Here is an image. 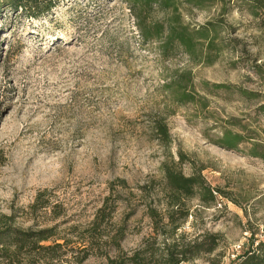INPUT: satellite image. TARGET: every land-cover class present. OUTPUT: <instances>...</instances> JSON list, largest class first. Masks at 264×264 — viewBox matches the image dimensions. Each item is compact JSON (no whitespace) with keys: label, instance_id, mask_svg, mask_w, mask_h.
I'll return each instance as SVG.
<instances>
[{"label":"rangeland","instance_id":"374dc122","mask_svg":"<svg viewBox=\"0 0 264 264\" xmlns=\"http://www.w3.org/2000/svg\"><path fill=\"white\" fill-rule=\"evenodd\" d=\"M228 3L212 63L183 51L163 57L158 41L143 40L128 0H59L40 17L0 7V214L15 213L24 229L54 227L60 241L70 242L61 258L37 264H79L81 233L109 196L119 201L115 223L127 225L125 251L151 235L163 243L145 203L159 198L165 162L186 174L201 171L221 190L212 202L186 199L190 214L179 233L190 240L220 232L222 240L212 253L181 264H238L253 238L264 240V159L249 154L255 142L264 148L258 110L264 76L256 67L264 69V21L239 0ZM219 6L183 20L204 24L221 16ZM163 15L156 10L153 17ZM174 81L195 101H175ZM244 88L257 96L246 98ZM162 121L168 144L155 131ZM226 129L246 136L239 149L215 143ZM43 190L51 206L31 212ZM101 250L115 253L108 245ZM81 264H107V258L91 255Z\"/></svg>","mask_w":264,"mask_h":264},{"label":"trees","instance_id":"16d2710c","mask_svg":"<svg viewBox=\"0 0 264 264\" xmlns=\"http://www.w3.org/2000/svg\"><path fill=\"white\" fill-rule=\"evenodd\" d=\"M59 0H0L2 10L9 9L25 16L40 17L49 14L55 8ZM131 10L136 14L141 36L144 41L156 40L159 42V51L163 57L174 56L183 51L193 61L198 62L203 58L212 63L216 56L212 51L218 49V40L223 29L224 17L229 10L231 0H128ZM247 6L249 13L264 21V0H239ZM240 3V4H241ZM220 5L221 16L206 21L196 27H192L183 20L186 14L196 9L210 10L213 5ZM218 7V6H217ZM162 12L163 18L155 19L154 11ZM258 67L264 76V69ZM185 83H192V72L184 74ZM176 84L173 99L179 104L193 102L194 94L183 88L181 82ZM214 87H223V84H214ZM169 83L166 84V87ZM243 96L249 99L257 94L246 88L240 89ZM259 111L264 113V104L260 105ZM160 140L168 144L171 139L170 131L165 122H159L155 126ZM246 136L233 129H226L222 136L215 141L216 144L226 149H239L245 142ZM249 154L264 159L263 144L253 143ZM185 155L181 152L179 160H184ZM204 169V167H202ZM121 187L128 188V182L124 178L120 180ZM159 185L155 201L145 203L147 214L154 225L157 235H163V243H159L157 236H147L141 246L133 252L125 251L122 247V239L126 235L127 225L115 223L114 217L119 204L118 199L112 202V196L106 198L103 205L97 210L90 226L81 233L80 248L85 252L77 263L81 264L91 255H104L107 264H181L189 259L201 257L205 253L215 251L221 240L220 232H204L188 240L184 233H179L184 221L190 214V208L186 205V199L200 196L205 202L216 199L215 192H221L220 188H212L206 181L201 171L192 174L183 173L177 164L165 162L162 166V176L157 180ZM113 187L115 182L112 183ZM147 193V186L139 187ZM48 190L40 191L36 200L30 206V211L46 210L51 206V199L45 198ZM161 196V198H160ZM121 198V197H118ZM159 201L163 203L160 208ZM163 201V202H162ZM58 207V205H57ZM56 216L62 212L54 208ZM178 215V216H177ZM16 214H0V264H37L40 260H54L61 258L63 249L70 243L65 239L63 243L56 237L54 227L27 228L16 226ZM252 239L248 250L239 256L238 264H264V240ZM103 245L114 248L115 253L101 250Z\"/></svg>","mask_w":264,"mask_h":264},{"label":"bare ground","instance_id":"6f19581e","mask_svg":"<svg viewBox=\"0 0 264 264\" xmlns=\"http://www.w3.org/2000/svg\"><path fill=\"white\" fill-rule=\"evenodd\" d=\"M59 38H57V40H58Z\"/></svg>","mask_w":264,"mask_h":264}]
</instances>
